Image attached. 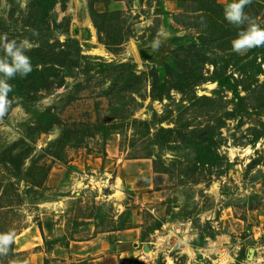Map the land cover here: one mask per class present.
<instances>
[{"label": "rangeland", "instance_id": "1", "mask_svg": "<svg viewBox=\"0 0 264 264\" xmlns=\"http://www.w3.org/2000/svg\"><path fill=\"white\" fill-rule=\"evenodd\" d=\"M41 1L0 0V33L64 62L0 118V264H264V47L231 50L230 0ZM176 49L187 81L156 96Z\"/></svg>", "mask_w": 264, "mask_h": 264}, {"label": "clouds", "instance_id": "2", "mask_svg": "<svg viewBox=\"0 0 264 264\" xmlns=\"http://www.w3.org/2000/svg\"><path fill=\"white\" fill-rule=\"evenodd\" d=\"M251 2L252 0H230L223 8L224 19L238 30L236 37L231 40V50L238 55L264 47V27L245 12V7ZM33 47L34 44L28 38L10 39L7 33H0V118L11 107L9 93L14 89L10 81L16 77L26 78L33 71L32 60L28 55ZM14 237L15 233L11 231L0 233V253L9 250Z\"/></svg>", "mask_w": 264, "mask_h": 264}, {"label": "trees", "instance_id": "3", "mask_svg": "<svg viewBox=\"0 0 264 264\" xmlns=\"http://www.w3.org/2000/svg\"><path fill=\"white\" fill-rule=\"evenodd\" d=\"M119 1H124V0H119ZM195 1L196 0H192V2H195ZM41 2L45 4L46 1L44 0ZM95 2L96 1H94V3ZM223 8L224 6L218 4L216 1H214L211 4V10L213 11V13H216V12L221 13ZM118 14L120 15L122 13L119 12ZM92 17L94 18V21L96 22V26H97V23L100 20L105 19L106 15L98 14L96 11H94L92 14ZM100 33H101V28H100ZM156 34H157L156 30H151L150 40L144 43V45H149L151 42H153V40L156 37ZM184 40H189V38H186L183 40L174 39L172 40L171 44L176 47V46H179V44L182 43ZM43 45H44L43 48H48L50 50L52 57L54 59L55 56H57V53H56L57 50L55 48L56 46L52 48V45L49 44L48 41L44 42ZM58 45L60 47L64 46L61 43H59ZM177 51L178 50L176 49L175 52H173L168 57L167 61L162 63L160 67L157 68V70H154L152 76H150L152 79L151 87H152L154 94H156V96H163L169 93L171 89L182 90V85L187 81L186 80L187 73H188L187 67L185 66L184 60L181 59V57L177 54ZM32 52L34 51L29 52L28 55L30 56V54H33ZM37 52L39 53L40 51H37ZM58 52L62 54L63 50H60ZM51 61L49 62L47 60H42V63L35 62L36 64L32 62L33 71L26 78L21 79L19 77H16L14 80H12L11 84L13 85L14 90L13 92L9 93V99L11 102H13L11 103V107L13 106L12 104H15L14 102L16 101L17 98L20 100L30 99L33 97L34 94L36 93L38 94L39 92H41V90H47L50 88V85H51L50 77L52 76V73L54 72V66H57L58 64L61 66L62 63H64L60 61H58V63H53ZM38 65L42 66L41 71L40 70L38 71L37 69ZM35 76L37 77L36 80L34 79L33 81H31V79H33V77ZM235 96L238 99H240V101H242V98L239 97L237 92ZM207 161H210V160H205L206 163H208ZM15 168H17V171L21 169L18 166H16ZM19 173L20 171L18 172V174ZM33 184H34L33 185L34 187H39L41 185V183H38V182H33Z\"/></svg>", "mask_w": 264, "mask_h": 264}, {"label": "crops", "instance_id": "4", "mask_svg": "<svg viewBox=\"0 0 264 264\" xmlns=\"http://www.w3.org/2000/svg\"><path fill=\"white\" fill-rule=\"evenodd\" d=\"M84 244L86 246H84ZM70 247H71L72 250L74 249V252L75 251L76 252H79V251L81 252L82 250H84L86 248L88 249L87 253L79 254L80 256H83V255L85 256V255H89V254H98V252H101V251H102L101 253H103V251H108L109 250V245H107V244L106 245H104V244L103 245H99V244L95 243L94 240H90V241H87V242L80 243L77 246H75V248H73V246H70ZM109 256L112 257V255H107V254H105L104 257H100V259L104 260L103 264H107L108 263L107 258H109Z\"/></svg>", "mask_w": 264, "mask_h": 264}, {"label": "bare ground", "instance_id": "5", "mask_svg": "<svg viewBox=\"0 0 264 264\" xmlns=\"http://www.w3.org/2000/svg\"><path fill=\"white\" fill-rule=\"evenodd\" d=\"M133 48H134V51H136V52H138V47L136 46V48H135V46H133ZM141 51V50H140ZM135 53V52H134ZM139 55V54H138ZM139 56H141V55H139ZM138 57V56H137ZM147 57V56H146Z\"/></svg>", "mask_w": 264, "mask_h": 264}]
</instances>
